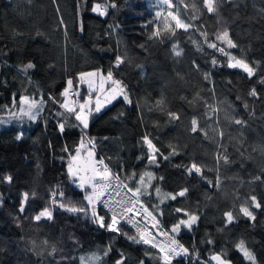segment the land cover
<instances>
[{
    "label": "trees",
    "instance_id": "trees-1",
    "mask_svg": "<svg viewBox=\"0 0 264 264\" xmlns=\"http://www.w3.org/2000/svg\"><path fill=\"white\" fill-rule=\"evenodd\" d=\"M156 1L0 0V264H189L92 216L67 166L83 142L204 261L264 264V0H168L167 23ZM94 70L134 101L84 129L64 100Z\"/></svg>",
    "mask_w": 264,
    "mask_h": 264
},
{
    "label": "rangeland",
    "instance_id": "rangeland-1",
    "mask_svg": "<svg viewBox=\"0 0 264 264\" xmlns=\"http://www.w3.org/2000/svg\"><path fill=\"white\" fill-rule=\"evenodd\" d=\"M157 6L159 8V17L161 21L164 23H167V21H175L174 14L171 10V3L168 0H157L156 1ZM208 8L210 10H213L215 5V0H206ZM99 6L97 5L95 7V12H98ZM104 16H106L105 13H103ZM177 27L186 29L187 26L184 22L178 20L177 21ZM180 49L179 46L175 47V53L179 54ZM0 68H1V62H0ZM230 68L240 70L242 73H246L249 76L254 75L253 69L246 63L242 62L240 60L234 61ZM100 72V73H98ZM1 74V73H0ZM108 77V79L106 78ZM110 79V80H109ZM79 84L76 86L73 82H70L68 85L69 88H74L75 91H77L79 96H83V90L81 87L85 86L89 90V94L85 96V99H83L81 102H76L73 100H70L66 98L64 100L65 106H67L70 110H75V115L78 120V122L82 125L84 129H86L90 122V117L93 113L96 112H103V110L106 109L107 106H110L117 100V95L125 97L129 101L130 96H126L123 93V89H121L122 83L118 80H115L112 76L109 74H105L102 71L94 70L89 72H83L79 76ZM67 89V90H68ZM68 92V91H67ZM117 93V94H116ZM82 146H85L84 148L77 150L76 154L72 156L71 160L67 162L68 166V172L69 176H71L73 182L82 190L89 189L90 179L91 178H97L102 177L103 170L97 169V154L93 148L90 147L89 142H83L81 143ZM84 144V145H83ZM83 150V151H81ZM80 156V157H77ZM78 161L80 164H78ZM86 199L88 206H90L92 211V216L97 219L99 224L103 225L104 218H102V215L100 213L99 208L95 206V201L93 197V192L90 190L86 194ZM26 200L23 203L21 207V211L24 212L25 209ZM2 205L1 196H0V206ZM64 209H71L75 210L74 208H66ZM53 217V211L50 209H47L45 211H41L38 213L35 217V220L42 221L51 219ZM244 254L249 256L246 252V250L243 249ZM161 253V252H160ZM82 264H100L99 256L97 254L87 255L82 257Z\"/></svg>",
    "mask_w": 264,
    "mask_h": 264
},
{
    "label": "built area",
    "instance_id": "built-area-1",
    "mask_svg": "<svg viewBox=\"0 0 264 264\" xmlns=\"http://www.w3.org/2000/svg\"><path fill=\"white\" fill-rule=\"evenodd\" d=\"M67 97L76 102L81 99L75 90L69 91ZM91 147L95 149V144L92 143ZM98 169L111 170L103 162L98 164ZM93 186L95 206L104 211L103 218L111 231H118L122 226L129 228L141 238L142 243L158 249L166 263L183 259L189 264H208L195 246L185 247L172 236L130 186L116 174L112 172L109 179L99 180Z\"/></svg>",
    "mask_w": 264,
    "mask_h": 264
},
{
    "label": "crops",
    "instance_id": "crops-1",
    "mask_svg": "<svg viewBox=\"0 0 264 264\" xmlns=\"http://www.w3.org/2000/svg\"><path fill=\"white\" fill-rule=\"evenodd\" d=\"M98 73H100V72H98ZM105 75V74H104ZM253 76V75H252ZM107 79H108V77H106ZM110 80V79H109ZM121 87V89H123L122 91H123V93L127 96H130V101L128 100V99H126L125 97H123V96H120L119 94L117 95V98H115L116 100L117 99H124L125 101H126V103L127 104H132L133 103V101H134V99H132V96L130 95V92H129V90L128 89H126L124 86H123V84L120 86ZM71 90H73L74 91V88L72 89V88H69L67 91H71ZM88 90V89H87ZM89 91V90H88ZM117 94V93H116ZM68 98V97H67ZM69 99V98H68ZM71 100V99H70ZM23 112L25 113V114H27L28 115V117L31 119V120H36L37 118H38V116H39V112L43 109V106H44V103L43 102H41L40 100L38 101V100H36V98H34V97H27V96H25L24 98H23ZM65 108L66 109H68V110H70L67 106H65ZM90 144L92 145V142H90ZM84 145V144H83ZM91 145H90V147H91ZM85 146H80V148L78 149V151L80 150V149H82V148H84ZM92 148V147H91ZM94 149V148H93ZM95 150V149H94ZM81 151H83V150H81ZM77 152V151H76ZM95 152H96V150H95ZM76 154V153H75ZM74 154V155H75ZM96 154H97V152H96ZM77 157H80V156H77ZM72 158V157H71ZM71 158L68 160V161H70L71 160ZM97 158H98V162H97V169H98V164L99 163H101V162H103V160L99 157V154H97ZM104 163V162H103ZM78 164H80V162L78 161ZM108 167V166H107ZM108 168H110V167H108ZM111 169V168H110ZM100 170V169H99ZM69 173V172H68ZM103 176L102 177H99V179H97V178H91L90 179V184H89V188L92 190V192H93V188H94V184H95V182H97V181H99V180H103V179H109L111 176H112V170H110L109 172H107V171H104L103 170ZM70 175V174H69ZM145 204V203H144ZM148 207V206H147ZM150 210V209H149ZM151 211V210H150ZM153 214V213H152ZM154 215V214H153ZM157 217V216H156ZM103 218V217H102ZM158 218V217H157ZM160 221V220H159Z\"/></svg>",
    "mask_w": 264,
    "mask_h": 264
},
{
    "label": "water",
    "instance_id": "water-1",
    "mask_svg": "<svg viewBox=\"0 0 264 264\" xmlns=\"http://www.w3.org/2000/svg\"><path fill=\"white\" fill-rule=\"evenodd\" d=\"M208 264H232V262L225 260L222 255H214L209 258Z\"/></svg>",
    "mask_w": 264,
    "mask_h": 264
}]
</instances>
